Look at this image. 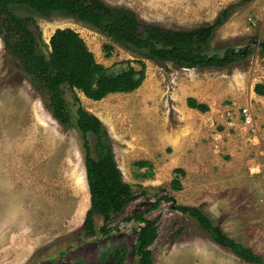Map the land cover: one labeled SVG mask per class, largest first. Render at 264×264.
Instances as JSON below:
<instances>
[{
    "label": "rangeland",
    "instance_id": "rangeland-1",
    "mask_svg": "<svg viewBox=\"0 0 264 264\" xmlns=\"http://www.w3.org/2000/svg\"><path fill=\"white\" fill-rule=\"evenodd\" d=\"M103 1L132 9L144 23L179 30L212 24L224 9L237 6L216 29L210 51L222 55L227 48H248L249 55L224 69L188 71L216 106L210 115L194 118L175 105L174 148H162V105L146 100L143 92L80 101L101 120L123 181L134 193L120 213L111 215L107 236L99 232L103 220L98 216L96 232L85 235L89 193L82 134L74 127L80 92L63 87L72 115V127L64 128L0 40V264H138L134 248L142 224L133 216L139 213L158 227L150 247L153 264H248L213 243L167 200L152 209L163 196L177 205L199 207L220 231L264 259V98L250 95L253 86L264 84V55L258 47L264 38V0ZM10 11L31 19L30 29L36 36L41 33L38 45L45 56L54 31L70 28L110 75L126 69L128 61L151 64L142 53L113 43L72 16L55 12L44 17L19 5ZM169 65L155 64L150 86L163 89L161 97L167 100L175 87V69ZM207 82L212 89L204 88ZM244 107L253 113L255 133L242 123ZM86 139L93 148L94 137ZM142 160L148 167L135 166ZM174 168L184 174L175 177ZM174 179L181 190L170 187Z\"/></svg>",
    "mask_w": 264,
    "mask_h": 264
},
{
    "label": "trees",
    "instance_id": "trees-1",
    "mask_svg": "<svg viewBox=\"0 0 264 264\" xmlns=\"http://www.w3.org/2000/svg\"><path fill=\"white\" fill-rule=\"evenodd\" d=\"M11 5L25 6L41 16L49 17L58 12L91 25L113 43L142 53V58L171 64L179 69H224L245 59L249 49L236 51L227 48L222 55L210 51L216 29L229 18L237 6L224 9L212 24L190 30L165 28L142 22L137 13L124 6H110L103 0H0V40L9 56L19 61L33 90L39 95L51 116L64 128L72 127V115L64 97L63 87L78 91L91 101L98 102L110 94H128L137 90L145 80L143 60L127 62V68L118 74H108L107 68L95 60L81 36L70 28L56 29L51 35L48 55L39 50L38 36L30 29V18H19L10 11ZM264 55V38L258 44ZM105 51H111L109 46ZM139 66L135 69L131 64ZM256 95L264 97V85L256 84ZM76 110L74 127L82 134L85 180L89 193V209L85 213L83 231L93 235L94 219L101 217L103 226L99 232L109 234L106 228L111 215L120 213L132 200L134 193L123 181L115 161L111 142L102 122L81 105ZM187 106L200 112L208 107L187 99ZM94 137L93 148L86 136ZM95 154V157L93 156ZM148 161L135 163L138 168L148 167ZM175 177L183 175L182 169H174ZM170 187L181 190L174 179ZM161 200H167L170 208L193 219L209 239L219 247L230 251L236 258L248 264H264V259L220 231L211 218L199 207L177 205L172 197L163 196L150 207L156 209ZM142 226L136 237L135 253L138 264H153L150 247L157 238L158 227L154 220L142 213L133 216ZM121 261V260H120Z\"/></svg>",
    "mask_w": 264,
    "mask_h": 264
},
{
    "label": "crops",
    "instance_id": "crops-1",
    "mask_svg": "<svg viewBox=\"0 0 264 264\" xmlns=\"http://www.w3.org/2000/svg\"><path fill=\"white\" fill-rule=\"evenodd\" d=\"M150 63H151L150 65L148 63L145 64V80H144L143 84L141 85V87H139L134 92L141 91V92H143V95H144L146 100L156 99L159 103H161L162 115L160 117L161 119L158 121V127H159L158 132L160 135L159 140L162 143L163 149H166L167 147H173L174 148L173 145H175V105L180 106V108L183 109L184 113H189L194 118H199V117L210 115L211 113H213L215 111L213 109L215 108L216 105L213 102H212V104H210V102H209V101H211L210 98L207 96V94H205V91L201 87L196 88L194 79L192 77H190L188 74V71L193 70V69H179V68H176L174 66H172V67L175 69V87L173 88L172 91L167 92L169 97H170L168 100L164 97L162 98L160 93L163 91V95H164L163 89L160 90L158 88L156 90H151V89H153L150 87L152 84V79H151L152 71H151V69L155 66V64H158V65L164 64V65H167V67H169L170 65L166 64V63L155 62V61H151ZM123 70H125V69H123ZM206 70H209V69H194L193 71H202L203 72ZM176 72H177V74H176ZM182 75H187L188 77L185 79H182L183 78ZM211 86H212V84L207 82V84H206V86H204V88L212 89ZM253 88H254V86L251 88V94L250 95H255L258 98H264V97H260V96L256 95L253 91ZM76 92H78V91H76ZM79 95L80 96H78V97H80L79 99L82 103H84V104L91 103L90 100L85 98L82 93H80ZM110 95H114V94H110ZM81 97H83V98H81ZM187 99L194 100L197 104L206 105L208 107V110L203 113V112H200L196 109L189 108L187 106ZM150 128L153 130V128L151 126H150ZM148 134H149V132H148ZM142 161H146V160H142ZM141 169H143V168H141ZM174 169H177V168H174ZM173 170H172V172H173Z\"/></svg>",
    "mask_w": 264,
    "mask_h": 264
},
{
    "label": "built area",
    "instance_id": "built-area-1",
    "mask_svg": "<svg viewBox=\"0 0 264 264\" xmlns=\"http://www.w3.org/2000/svg\"><path fill=\"white\" fill-rule=\"evenodd\" d=\"M264 85V84H263ZM241 120L245 128H248L249 131L255 133L254 123H253V113L250 108L244 107L242 108ZM229 125H232L229 123Z\"/></svg>",
    "mask_w": 264,
    "mask_h": 264
}]
</instances>
